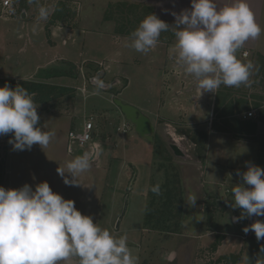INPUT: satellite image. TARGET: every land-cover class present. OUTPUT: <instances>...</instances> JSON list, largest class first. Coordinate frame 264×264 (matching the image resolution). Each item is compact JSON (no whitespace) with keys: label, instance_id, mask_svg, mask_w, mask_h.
<instances>
[{"label":"rangeland","instance_id":"374dc122","mask_svg":"<svg viewBox=\"0 0 264 264\" xmlns=\"http://www.w3.org/2000/svg\"><path fill=\"white\" fill-rule=\"evenodd\" d=\"M74 1L40 0V5L51 9L46 21L37 22L38 6L35 3L30 4L28 0H17L14 15H0V75L19 74L18 66H21L20 71L26 75L32 73V78H35L37 83L43 82L69 90L49 98L46 103H36L40 116L39 125H43L42 130L55 132L52 142L57 143L62 155L65 156L63 119L68 117L70 126H75V130L79 131L83 123L92 117L97 132L95 135L94 128L92 139L85 146L87 152L95 156V153L101 150L96 142H100L109 159L118 162L126 160L129 164L131 162L132 165H127L128 168L125 169L126 177L119 179L122 180V186L126 184L127 189L117 198L113 210V217L117 216V219L109 230L120 236L125 233L124 229L135 227L136 219L141 213L139 201L134 198L137 197L139 189L143 188V177L140 176L144 170V160L148 152L153 151L147 206L150 211L157 208L163 210L164 197H159V194L151 190L156 185H159L160 193L169 191L175 199L173 198L170 207L165 206V214L162 217L155 215L146 228L156 233V237L151 239L147 258L154 254L158 261V252L161 250L174 252L178 246H183L185 248L179 252L177 261H172L173 264H186L185 260L190 256L200 260L201 264H227L226 259L231 262L233 257H238L236 264H257L259 260L264 259V252H261L264 240L257 241L252 231L247 234L243 232L244 227L258 219L264 220V217L253 216L234 223L232 217L240 216L243 210L231 206L234 203L231 189L234 185L242 183V179L236 175L237 170L246 171L245 162L264 168V154L259 160L257 143L238 142L249 140L219 134H210L208 137L204 130L206 126L196 129L176 123L178 127H170L162 119H156L151 114L158 112L157 102L153 101L155 95L153 91L148 94L147 88L155 86V75L159 69L157 61L150 57L151 51L143 54L129 47L130 35L117 33L119 30H135L147 15L144 8L139 5L133 12L125 10L122 14L111 9L112 19L106 20L109 5H115L117 0H89L92 3L87 2L84 6L75 4ZM22 12L23 17H27L26 20L22 18ZM79 13L80 16L85 14L87 19L84 22L77 16ZM138 18L141 19L138 21ZM36 22L44 27L42 34L33 27ZM58 25L76 28L78 31L84 28L86 31L76 33V36L59 32L49 35L50 28ZM45 27L50 28L46 30ZM34 29L36 31L32 35L31 31ZM32 49L41 51L42 56L32 57ZM238 59L245 63L251 61L254 69L249 84L234 88L246 97H260V103L249 98V108L252 102L264 104V59L258 60L257 54ZM97 75L107 85L99 94L91 82ZM128 80L130 83L126 88ZM160 84L161 82L159 89L156 86L154 90L158 97ZM115 96L125 104L131 102L138 106L145 105L143 107L150 110L149 114H146L153 124L155 121L157 123L152 142L140 137L131 124L129 131L117 130L127 122L113 102ZM252 107L250 110H254ZM254 111L256 116L257 111ZM205 119L201 123H206ZM204 134L208 138L205 149L202 150L199 143ZM179 137L185 138L180 146L185 154L183 158L175 157L169 148V144ZM9 139L7 135L0 136L3 176ZM117 166L119 167V164ZM133 167H138L137 179V169ZM165 185L167 188L163 187ZM190 193L198 196L195 207H190L185 202ZM103 205L106 209L111 206L110 198ZM178 210H182L181 216L176 215ZM179 221L180 226L177 225ZM162 228L164 230H161ZM176 228L177 230H174ZM167 229L171 233H166ZM207 231L212 232V238L208 240L212 243L216 240L220 242L218 255H213L214 252L210 249L212 243L208 245L206 238L202 244L201 239L197 238Z\"/></svg>","mask_w":264,"mask_h":264},{"label":"clouds","instance_id":"9594fccd","mask_svg":"<svg viewBox=\"0 0 264 264\" xmlns=\"http://www.w3.org/2000/svg\"><path fill=\"white\" fill-rule=\"evenodd\" d=\"M38 6L37 22L46 21L51 9L40 0H28ZM190 8L172 12L175 20L173 35L176 62L198 84L200 94L214 92L221 85L239 87L250 83L254 65L242 62L237 51L249 39H257L264 29L256 22L248 0H190ZM183 26V27H181ZM169 24L156 14H147L130 34V45L136 52L153 50ZM245 55H247L245 53ZM99 94L107 85L99 75L92 78ZM34 93L8 83L0 87V136L11 134L8 143L14 151L31 150L33 145L47 147L55 132L39 126L38 105ZM87 154L66 163L74 179L58 174L65 185L74 186L76 177L89 170ZM246 171L237 170L242 183L232 187L233 208L242 209L233 216L234 223L249 217H264V168L245 162ZM159 194L160 187L151 189ZM198 196L188 194L185 202L196 206ZM254 232L257 241L264 240V220H256L243 228ZM264 252V248H261ZM172 253L169 259H173ZM78 259V264H138V257L128 246L127 234L114 235L84 215L72 199L54 192L48 182L33 188L25 183L19 188L0 186V264H61ZM257 264H264L261 259Z\"/></svg>","mask_w":264,"mask_h":264},{"label":"crops","instance_id":"0c3cea01","mask_svg":"<svg viewBox=\"0 0 264 264\" xmlns=\"http://www.w3.org/2000/svg\"><path fill=\"white\" fill-rule=\"evenodd\" d=\"M121 1H125L135 5L152 7L153 14H156L160 19L164 20L169 24V31L161 33V38H159V42L157 46L153 50H151V54H150L152 60L157 61L156 65L157 68H159L158 72H160V74L157 75L158 73L157 72L155 75L156 76L155 86L153 85L147 88L148 94H150L153 91L155 95L153 101L157 102V106H158L157 108L158 112H153L151 114H153L156 119L159 118L167 122L166 125H169L170 127L172 126L178 127L175 125L176 123H181L182 125H185L187 127H194L196 129H199L200 127L204 128L206 126L204 130L207 132L208 137L210 134H219L232 138L233 136L227 133L216 132L213 130L211 131V124L214 119L215 96L218 90L225 91V89L228 88H233L235 97H238L240 95H244V96L246 95L238 93L234 87H227L224 85L214 90V92H203L202 94H200V89L198 88L196 79L192 75L187 74L184 71L183 67L176 62V53L174 51V46L176 41L172 31L173 27L175 26V20L171 13L172 12L179 13L184 9L190 8L191 6L190 0H121ZM87 2H90V4L92 3L89 0H75L73 3L79 5L80 4L86 5ZM221 2H224V0H221ZM248 3L251 9L253 10V12L255 13L256 22L261 26L262 29H264V0H248ZM16 8L17 7L15 5V11ZM22 14L23 12L21 13V16ZM77 16L81 17L83 22L87 19L84 13H82L81 16L79 13ZM22 18L24 20L27 19V17L26 18L22 17ZM35 25L36 26L33 27L37 28V30H39V32H41L42 34L44 27L37 22ZM49 28L50 27H45L46 30L47 29L49 30ZM35 31H36L35 29L32 30L31 34L33 35ZM50 31L51 34L49 33V35H53L59 32V34H68L69 36H76L75 35L76 33L80 34V32L86 31V29L83 28L80 29V31H78L76 28L64 27L58 25V26H52L50 28ZM118 38L125 39L126 37H117V39ZM32 50H33L31 52L32 57L36 56L40 58L42 56L41 51H39L38 49H32ZM244 52H247L248 54L246 57H243L242 55V53ZM253 54H257L258 60L260 58L264 59V31H262L261 35L257 39L254 40L249 39L244 44V46L241 49H239L236 53L237 58L242 57L244 59ZM18 69H19L18 72L19 74L5 75V76L0 75V80L15 81V82L18 81L35 82V78H32L33 75L32 73L28 75L24 74L22 70L20 71L21 66H18ZM159 82H161L160 84L161 90L159 94L160 97L156 96L157 94L154 92L156 86L157 87L159 86ZM129 83L130 81L128 80L126 84V88L129 86ZM115 98L118 97L115 96ZM249 98H252L253 101L260 103L258 101V99H260L259 96L251 95L250 97H246L249 105H250V102L248 100ZM126 104L133 105L140 112H142L143 115L148 117L147 114H149L150 110L147 109V107H143L145 105L138 106L131 102H127ZM205 104L207 106H205ZM252 106H254L253 102L251 103V107ZM244 113H242L240 116H242ZM119 114L121 115L120 112ZM204 118H206L205 119L206 123L203 124L201 122L204 120ZM242 120H247V119H242ZM63 121H64L63 126H65V129L63 127V132H64L63 151L65 152V156L62 155V153H60L59 147L57 143L54 141L53 142L51 141V143L45 148H42L39 145H33L30 151L29 150L14 151L12 145L8 143L5 162H4L5 172L3 176L2 186L5 187L6 189L19 188L22 187L25 183H27L34 188L37 183L46 181L49 183L51 189L54 192L61 194L65 199H72L75 202L76 208L80 210L82 214L92 216L94 223H97L102 228L107 227V229H110L117 219V216L113 217L114 215L113 210H115L117 198L121 196L122 193H125L127 189L126 184L122 186L121 184L122 180L119 179H122V176L126 177L127 174L125 172V169L126 167L128 168V166L132 164L131 162L129 164V162H126V160L118 162L114 159L113 160L109 159L108 157H106V150L103 151L104 146L100 144V142H96L101 148V150L99 149L95 153V156H93L91 153H88L85 148L82 149V155L87 154L89 156L90 165H91L89 170L79 174L75 178L76 179L75 182L77 183L76 185L74 186L65 185L64 179L58 174V170L62 169L64 171V176L67 177L69 180L74 179L72 174L68 172L66 168V163L74 159L77 156V154L75 155L74 153L70 154L67 152V146H68L67 134L69 131L75 130V126L73 127L70 126L71 121L68 119V117L64 118ZM155 122L154 124L153 122H151V124L154 127V130H156V124H157ZM96 132L97 131L95 128V135ZM238 142L257 143L251 140L249 141L238 140ZM152 155H153V151L148 152V155L144 160L146 162H145L144 170L142 172V176H140V178L143 177L142 178L143 188L139 189L137 197L134 198L135 200L139 201L140 204L139 211L141 214L136 219L135 227L133 228L128 227V229L126 228L124 230L128 237V246L133 251V254L138 257V264L141 263L173 264L172 261L174 259H176L177 261L179 257V252H182V248L185 247L178 246L174 252L166 251V250H161L160 252L157 251L159 253L158 261L154 257V254L149 258L146 257L148 252H150L151 239H154V237H156V233L147 230L144 225L145 210L147 207L148 191H149V184L151 178L150 161L152 159ZM258 155H259V146H258L257 157ZM118 164L119 167L117 166ZM133 169H137L136 170L137 171L136 179H137L138 167L137 168L133 167ZM136 179L132 183L133 186H135ZM108 198H110L111 206H108V208L106 209L103 204L107 201ZM197 238L201 239L200 242L202 244L204 238H206L207 240L212 238V232L207 231L206 234H201ZM207 242H209L208 245L212 243L211 240H208ZM219 246L217 250L213 253V255L219 254V248H220ZM172 253H175V256L173 259H169ZM193 257L194 256L188 257L185 260V263L201 264L200 260H196ZM61 264H65V262H61ZM67 264H78V259L72 258V260L67 262Z\"/></svg>","mask_w":264,"mask_h":264},{"label":"trees","instance_id":"16d2710c","mask_svg":"<svg viewBox=\"0 0 264 264\" xmlns=\"http://www.w3.org/2000/svg\"><path fill=\"white\" fill-rule=\"evenodd\" d=\"M115 4V3H114ZM141 6V5H140ZM139 5L130 4L125 1H118L115 5H109L108 12H106L105 19H112L111 9L116 10L117 13L122 14L127 10L128 12H133L135 9H137ZM144 8V11L147 14H153L152 7L149 6H141ZM141 18H138V21ZM142 21V20H141ZM119 30V29H118ZM134 31V30H133ZM132 31H126L122 32V30H119V34L122 35H130ZM5 83H8L11 87H15L17 85H20L24 88H26L30 93H34V101L35 103H46L49 101V98H54L60 93H64L69 91L66 88H56V86L44 84V83H35V82H18L15 83L13 81H7V80H0V84L3 86ZM233 88L225 89V91L218 90L215 96V103H214V119L211 124V129L216 132H223L227 133L229 135H232L235 137V139L240 138H247L251 141L257 142L259 146V160L263 157L264 154V104H256L253 102V107L257 113L254 118H250L247 120H242L239 116L249 111V103L246 99V96L240 95L238 97L234 96ZM7 137L11 138V134L7 135ZM207 135L204 134V136L201 137L200 141V147H202V150L205 148V142H206ZM2 163V162H1ZM0 163V186H2L3 183V170H2V164ZM179 181V180H178ZM164 188H167V185L163 186ZM162 190V189H161ZM182 192V191H181ZM164 197V207L165 206L170 207L172 200L174 196L172 197V194L169 193V191H165L160 193L159 191V197ZM175 199V198H174ZM154 201V200H153ZM163 210H160L159 208L150 211L149 207H146L145 210V218H144V225L145 228L149 224H151L150 221H152L155 217V215L158 217H162L165 212ZM160 211V212H159ZM162 211V212H161ZM154 213V214H151ZM177 216L182 215V210H178L176 212ZM177 225H181L180 221ZM149 227V226H148ZM153 228V226H152ZM157 230V229H156ZM161 230H164L163 228ZM168 230V229H167ZM174 230H177L174 229ZM166 233H171V231H167ZM217 239H220V237H217ZM219 241H214L210 245L211 251L215 252L219 246ZM227 264H236L238 262V257H233L232 261L229 262L228 259H226ZM144 264V263H141Z\"/></svg>","mask_w":264,"mask_h":264},{"label":"built area","instance_id":"2783aa9c","mask_svg":"<svg viewBox=\"0 0 264 264\" xmlns=\"http://www.w3.org/2000/svg\"><path fill=\"white\" fill-rule=\"evenodd\" d=\"M15 2L16 0H0V15H3L4 17H9L15 14ZM247 52L242 53L243 57H246ZM255 117V111L250 110L245 112L241 118L242 119H250ZM93 130H94V124H93V118L89 117L84 123L81 128V130H71L67 134V152L70 154H77L78 150H82L85 148L87 144L92 139L93 136ZM118 131H129L130 130V124L127 122V124H123L122 128H118ZM185 138L179 137L177 139H174L175 143L179 148L181 146V142L184 141ZM194 147V145H193ZM181 149V148H180ZM182 150V149H181ZM183 151V150H182Z\"/></svg>","mask_w":264,"mask_h":264},{"label":"water","instance_id":"95a60500","mask_svg":"<svg viewBox=\"0 0 264 264\" xmlns=\"http://www.w3.org/2000/svg\"><path fill=\"white\" fill-rule=\"evenodd\" d=\"M23 15L24 14H22V17ZM113 102L116 105V107L120 110V113L125 119V121L133 126L134 131L140 137L145 138L146 140L152 142L153 140L152 135L155 130L149 118L143 115L141 112H139V110L133 105L125 104L118 98H114ZM169 148L175 157L177 158L185 157L183 151L175 143L169 144ZM78 155H82V150H78L77 156Z\"/></svg>","mask_w":264,"mask_h":264},{"label":"bare ground","instance_id":"6f19581e","mask_svg":"<svg viewBox=\"0 0 264 264\" xmlns=\"http://www.w3.org/2000/svg\"><path fill=\"white\" fill-rule=\"evenodd\" d=\"M175 141V140H174Z\"/></svg>","mask_w":264,"mask_h":264}]
</instances>
